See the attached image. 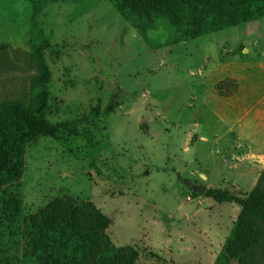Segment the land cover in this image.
I'll return each mask as SVG.
<instances>
[{
    "label": "rangeland",
    "instance_id": "rangeland-1",
    "mask_svg": "<svg viewBox=\"0 0 264 264\" xmlns=\"http://www.w3.org/2000/svg\"><path fill=\"white\" fill-rule=\"evenodd\" d=\"M171 38L140 35L111 0H0V102L29 98L44 43L41 116L65 129L28 142L0 189V264H20L24 219L63 196L107 215L136 264H217L242 210L201 189L248 193L264 169V0L190 9ZM227 264H264V243Z\"/></svg>",
    "mask_w": 264,
    "mask_h": 264
},
{
    "label": "trees",
    "instance_id": "trees-1",
    "mask_svg": "<svg viewBox=\"0 0 264 264\" xmlns=\"http://www.w3.org/2000/svg\"><path fill=\"white\" fill-rule=\"evenodd\" d=\"M30 1L41 5L56 0ZM111 1L140 35L162 25L172 33L174 43L185 30L190 9L244 5L254 0ZM43 46L44 43L34 46L30 54L38 69L30 78L29 98L0 102V189L21 179L28 142L40 136L58 138L65 131L61 124L49 123L41 116L48 100L47 91L38 90L48 78L41 55ZM112 110V106H108L107 112ZM203 195L217 202L238 204L242 215L258 216L264 222V169L256 186L248 193L207 188ZM242 215L218 256L217 264H227L231 257L246 248L264 243V236L251 228ZM109 223V217L91 202L68 196L56 199L24 219L20 264H136L138 254L132 246L117 247L111 242L106 232Z\"/></svg>",
    "mask_w": 264,
    "mask_h": 264
},
{
    "label": "water",
    "instance_id": "water-1",
    "mask_svg": "<svg viewBox=\"0 0 264 264\" xmlns=\"http://www.w3.org/2000/svg\"><path fill=\"white\" fill-rule=\"evenodd\" d=\"M205 189H201V191H204Z\"/></svg>",
    "mask_w": 264,
    "mask_h": 264
},
{
    "label": "crops",
    "instance_id": "crops-1",
    "mask_svg": "<svg viewBox=\"0 0 264 264\" xmlns=\"http://www.w3.org/2000/svg\"><path fill=\"white\" fill-rule=\"evenodd\" d=\"M210 256V255H209Z\"/></svg>",
    "mask_w": 264,
    "mask_h": 264
}]
</instances>
